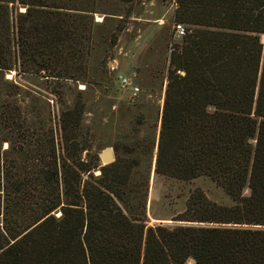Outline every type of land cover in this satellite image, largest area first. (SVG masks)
Masks as SVG:
<instances>
[{
  "label": "trees",
  "instance_id": "trees-1",
  "mask_svg": "<svg viewBox=\"0 0 264 264\" xmlns=\"http://www.w3.org/2000/svg\"><path fill=\"white\" fill-rule=\"evenodd\" d=\"M172 1L184 35L170 46L154 171L207 177L233 205L196 190L182 225L148 227L140 161L83 158L82 98L60 114L58 148L3 104L21 143L0 173V264H264V0ZM94 3L0 0V71L85 82ZM137 148L155 154L154 142Z\"/></svg>",
  "mask_w": 264,
  "mask_h": 264
},
{
  "label": "rangeland",
  "instance_id": "rangeland-1",
  "mask_svg": "<svg viewBox=\"0 0 264 264\" xmlns=\"http://www.w3.org/2000/svg\"><path fill=\"white\" fill-rule=\"evenodd\" d=\"M93 9V49L85 82L58 85L44 77L0 71V113L3 104L17 105L28 124L53 132L58 148L60 114L82 98V126L91 145L83 158H99L110 148L115 159L120 156L140 161L139 169L148 175V227L182 225L174 219L184 213L188 198L196 190L218 205L232 206L222 188L207 177L182 181L155 174L156 149L151 157L137 148L152 142L156 147L159 137L170 46L181 41L173 23V1L95 0ZM261 39L264 43V36ZM122 78L129 79L138 91L123 87ZM19 143L21 139L0 121V173L5 160L19 157L12 149Z\"/></svg>",
  "mask_w": 264,
  "mask_h": 264
},
{
  "label": "water",
  "instance_id": "water-1",
  "mask_svg": "<svg viewBox=\"0 0 264 264\" xmlns=\"http://www.w3.org/2000/svg\"><path fill=\"white\" fill-rule=\"evenodd\" d=\"M184 73L182 72V75ZM157 144H158V141L156 143V151H157ZM99 159H100V162H101V165L102 166H105V165H109L111 163H113L115 161V154H114V151L110 148H106L104 149L100 154H99ZM162 224V223H161ZM181 224H183L181 222ZM256 228H260V227H256Z\"/></svg>",
  "mask_w": 264,
  "mask_h": 264
},
{
  "label": "built area",
  "instance_id": "built-area-1",
  "mask_svg": "<svg viewBox=\"0 0 264 264\" xmlns=\"http://www.w3.org/2000/svg\"><path fill=\"white\" fill-rule=\"evenodd\" d=\"M174 26H175V31L177 33H179L180 37H182L184 35V31H183L182 25L178 24V25H174ZM121 84H122L123 87L129 88L133 92H137L138 91V88L132 86L131 81L129 79H127V78H122L121 79Z\"/></svg>",
  "mask_w": 264,
  "mask_h": 264
}]
</instances>
